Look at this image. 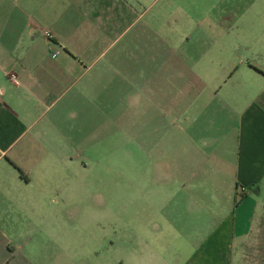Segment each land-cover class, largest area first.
I'll use <instances>...</instances> for the list:
<instances>
[{"label": "crops", "instance_id": "0c3cea01", "mask_svg": "<svg viewBox=\"0 0 264 264\" xmlns=\"http://www.w3.org/2000/svg\"><path fill=\"white\" fill-rule=\"evenodd\" d=\"M212 14L245 29L211 51L167 30ZM205 60L226 94L187 77ZM125 95L147 102L154 185L130 239L84 238L72 263L264 264V0H0V264H57L75 225L52 198L91 177Z\"/></svg>", "mask_w": 264, "mask_h": 264}, {"label": "rangeland", "instance_id": "374dc122", "mask_svg": "<svg viewBox=\"0 0 264 264\" xmlns=\"http://www.w3.org/2000/svg\"><path fill=\"white\" fill-rule=\"evenodd\" d=\"M185 8L187 10L191 9V7ZM209 17L207 21L203 22L188 21L182 23V27L167 26V30L174 33L177 31L178 33H207L201 40L190 36L187 45L198 43L205 50L211 51L212 47L227 46V35L230 32L238 34V32L242 33L245 29L242 22L219 21L216 15L213 14ZM161 27L163 26L161 25ZM161 27L157 26V33H162ZM227 31L230 32L227 33ZM160 39L163 38H156V45L161 43ZM170 40L172 43L174 40H179V38L171 37ZM205 63H207V66ZM211 64L212 61L205 60L202 64L204 68L201 67V70L198 71L189 70L187 77H195L196 74H201L206 81L215 80L214 83L217 82L218 84V92L226 94L228 71L222 69L221 64V69H219V66L218 69L212 68ZM144 113H147L146 101L141 100L132 103L125 95L122 111L119 113L121 116L117 119H109V121L113 120L115 123L117 121L118 124L115 128L118 126L121 131L116 133L109 129L106 142L102 143L100 147L93 146L95 149L88 152L91 160V172L89 173L91 177L88 175L84 177V180H81L77 176L75 183H73L74 190H71L66 196L59 195V197L52 198L54 204L59 203L61 222L64 219L69 221L68 216L73 215L74 219L70 222H74L75 229H78L76 231L75 229L65 230L69 235L60 244L61 255L57 264H76L74 261L72 263V255L76 256L77 254L80 256L81 251H83L82 240L84 238L91 245L88 248L86 246V249L87 252L91 251L92 256L95 251L99 250L102 241L110 243L120 239H130L131 223L133 216L135 217L133 206L137 203L146 206L149 199L146 197L148 190H151L154 185L152 181H148V173L151 172L149 159H153L152 151L148 149L152 133L147 124L148 120H140V116ZM137 115L140 123L135 138L131 131V125ZM155 156L157 160L160 157L158 153ZM99 162L102 163L101 166ZM99 173L106 175L103 181H99L98 177H94ZM76 174H78V171ZM78 226H84L85 230L80 229ZM98 240H100V246ZM260 247L263 248V246ZM39 248L43 249V247ZM71 253L73 254L71 255ZM42 257L45 263L51 262L53 264L51 246L45 247ZM91 262L90 264H92Z\"/></svg>", "mask_w": 264, "mask_h": 264}, {"label": "built area", "instance_id": "2783aa9c", "mask_svg": "<svg viewBox=\"0 0 264 264\" xmlns=\"http://www.w3.org/2000/svg\"><path fill=\"white\" fill-rule=\"evenodd\" d=\"M46 36H47L48 38H52V35H51V33H50L49 31L46 32ZM242 190H244V189H242Z\"/></svg>", "mask_w": 264, "mask_h": 264}]
</instances>
